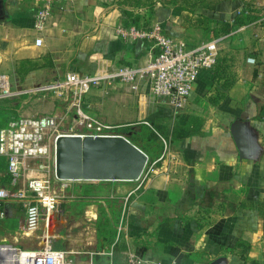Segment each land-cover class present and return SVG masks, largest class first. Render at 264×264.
I'll return each instance as SVG.
<instances>
[{
  "label": "crops",
  "instance_id": "obj_1",
  "mask_svg": "<svg viewBox=\"0 0 264 264\" xmlns=\"http://www.w3.org/2000/svg\"><path fill=\"white\" fill-rule=\"evenodd\" d=\"M41 1L0 0V75L8 77L27 114L63 111L59 98L46 108L31 105L38 83L69 71L112 75L144 65L157 52L152 39L124 36L119 28L139 33L161 24L190 47L220 38L221 50L177 113L152 95L147 81L134 89L106 77L93 87L84 96L89 114L124 128L151 121L170 140L167 160L153 164L147 180L71 181L50 230L41 224L28 231L23 209L3 201L0 243L34 249L45 245L50 232L48 243L66 250L73 264H128L129 251L160 264H264V218L257 208L264 203V88L250 38L255 22L245 20L253 11L245 0H74L55 7L40 33L35 15ZM235 18L245 21L234 26ZM40 35L43 44L37 45ZM47 54L54 65L24 76L18 71L22 59ZM176 127L179 136L188 134L174 137ZM162 152L147 151L152 163ZM9 175L0 159V178ZM1 187L6 184L0 180Z\"/></svg>",
  "mask_w": 264,
  "mask_h": 264
},
{
  "label": "built area",
  "instance_id": "obj_2",
  "mask_svg": "<svg viewBox=\"0 0 264 264\" xmlns=\"http://www.w3.org/2000/svg\"><path fill=\"white\" fill-rule=\"evenodd\" d=\"M74 0H42L35 15V28L42 33L51 20L54 8L63 7ZM124 36L138 34L154 41L157 52L144 65L121 67L112 75H94L69 71L50 85L60 94L67 92L70 99L69 110L73 111L77 123L83 125L89 134L118 135L117 125L106 123L89 114L84 106V96L96 86L104 83L106 77L131 83L134 89L147 81L154 97L164 99L175 113L184 109L203 69H213L218 63L220 38H212L190 47L179 37L166 34L161 24L138 33L136 28H119ZM36 44H43L42 35L36 38ZM5 81L7 83H5ZM9 79L0 75V90L9 92ZM156 131L165 146L155 164L170 153V140L159 133L149 120L141 122ZM59 131L58 116L54 113L19 115L0 127V159H5L12 177V187L0 188V203L12 201L18 203L25 212V227L33 232L45 221L49 227L50 216L59 210L60 199L71 180L57 178L56 140ZM127 136V135H125ZM149 164V162H148ZM148 164L139 180H146L152 171ZM4 211L0 212L5 217ZM121 229V227H120ZM128 264L152 263L133 251L127 254ZM0 264H73L68 252L55 248L51 243L34 249L0 243Z\"/></svg>",
  "mask_w": 264,
  "mask_h": 264
},
{
  "label": "water",
  "instance_id": "obj_3",
  "mask_svg": "<svg viewBox=\"0 0 264 264\" xmlns=\"http://www.w3.org/2000/svg\"><path fill=\"white\" fill-rule=\"evenodd\" d=\"M148 153L128 136L61 133L56 140V176L71 181H136Z\"/></svg>",
  "mask_w": 264,
  "mask_h": 264
},
{
  "label": "rangeland",
  "instance_id": "obj_4",
  "mask_svg": "<svg viewBox=\"0 0 264 264\" xmlns=\"http://www.w3.org/2000/svg\"><path fill=\"white\" fill-rule=\"evenodd\" d=\"M244 5L246 7H248V9H250V14L253 11V13L251 15H248L245 18V20H247L248 23H254L255 22L252 26L253 28L250 31L251 32L250 38H252L251 39L252 40L251 41L252 46L256 47V52H258L257 54H259V59H260L259 66H260V69L262 71V76L259 77L258 80L264 88V12L263 13L259 12V8H257V7H260V8L264 7V0H245ZM241 20L245 21L242 18H241ZM56 80H54V81H56ZM54 81H52V82H48V81L47 82H41V83H38L37 85L34 86V89H33L34 92L32 93V95H34V98L36 99V101L34 103H31V105L35 104L36 106H42V108H46L44 104L49 105V102L51 100H54V98H59L60 101H63L62 102V105H63L62 110L63 111L59 115H57L58 120H59V131L61 133H85V132H87V129L83 125L77 123V119H76L73 111L69 110L70 99H69V97H67V95H68L67 92L60 94L59 92H57V89H55L53 87H49L50 85H52L51 83H53ZM262 93H264V90H262ZM16 97L17 96H15V94L13 93L12 88L10 87V84H9V92L6 95H5L4 91L0 90V114H1L0 125H3L5 123L4 122L5 120L13 119L15 117H18L19 115H27V112H24L22 110V108H20V103L16 104V102H15ZM26 106H27V104H26ZM30 106L28 105L26 110H31ZM18 109H20V110H18ZM24 110H25V108H24ZM46 110H48V109H46ZM45 113H48V112H45ZM126 126H128V127L124 128V125H117L116 131L121 132V133L125 132L127 129H131L132 131H134L133 132L134 135H132V138L135 142H137L139 144V147L142 146L143 148H145L148 151L152 150V149L162 150L164 148L165 143L161 137H159L158 139L151 137V134L154 133L152 128H150L146 125H144L145 127H139V128H136L138 125H126ZM170 145L171 144H169V147H170ZM170 150H171V148H170ZM167 156L164 157L162 160H165V159L167 160ZM149 161L150 162L148 164V169H149V166L152 165L151 159H149ZM152 174H153V172L151 174H149L147 179L151 178ZM64 197H67L66 190L63 191V198ZM8 205L15 207L17 209V211H20L23 209L17 203H10ZM63 205H64V203L62 204V208H63ZM22 212L24 213L23 210H22ZM6 216L7 215H5V217ZM51 217H52V221L50 220L48 223L49 230L53 226V221H54L53 216H51ZM41 224L44 225V228H45V226H46L45 221H43ZM19 227H20V225L18 223L16 228H19Z\"/></svg>",
  "mask_w": 264,
  "mask_h": 264
},
{
  "label": "trees",
  "instance_id": "obj_5",
  "mask_svg": "<svg viewBox=\"0 0 264 264\" xmlns=\"http://www.w3.org/2000/svg\"><path fill=\"white\" fill-rule=\"evenodd\" d=\"M125 13L129 14L130 12L125 11ZM241 22H242L241 19L235 18L234 26L238 25ZM225 25H226V27H225L224 30L228 31L229 30V23H226ZM51 65H54L53 59H52L50 54H47V55L43 56L42 59H33V58L22 59L21 61H19L18 71L20 72V74H22V76H24V75L28 74L32 70H35V69H38V68H42V67H45V66H51ZM157 128H158V130H161L160 127H157ZM178 128L179 127H176L174 129V131H173V136L174 137H179L180 138V137L186 136L188 134V133H185L182 136L181 135L179 136V129ZM133 132L134 131H132L131 129H127L123 133L125 135H127L132 141H134L133 138H132V135H134ZM151 137L158 139L160 136H159V134L156 131H154V133L151 134ZM134 143H136L139 146V144L137 142L134 141ZM140 147L142 149H144L146 152L148 151L145 148H143L142 146H140ZM0 180H1V182H4L6 184V187H9L10 184H11V181H12V177H11V175H9L7 177L0 178ZM257 208H258L259 213L264 218V203H259Z\"/></svg>",
  "mask_w": 264,
  "mask_h": 264
},
{
  "label": "bare ground",
  "instance_id": "obj_6",
  "mask_svg": "<svg viewBox=\"0 0 264 264\" xmlns=\"http://www.w3.org/2000/svg\"><path fill=\"white\" fill-rule=\"evenodd\" d=\"M5 83H7V82L5 81ZM50 220L52 221V217H51V216H50V219H49V221H50ZM50 234H51V233H50V232H48V235L45 237V240H46V241L44 242L45 244H47V243H48V239H49V236H50ZM47 238H48V239H47Z\"/></svg>",
  "mask_w": 264,
  "mask_h": 264
}]
</instances>
